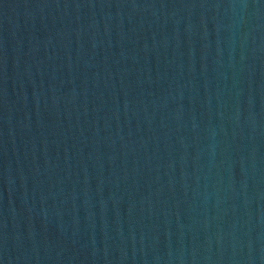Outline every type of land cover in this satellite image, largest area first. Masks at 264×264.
Segmentation results:
<instances>
[{"label":"water","instance_id":"water-1","mask_svg":"<svg viewBox=\"0 0 264 264\" xmlns=\"http://www.w3.org/2000/svg\"><path fill=\"white\" fill-rule=\"evenodd\" d=\"M0 264H264V0H0Z\"/></svg>","mask_w":264,"mask_h":264}]
</instances>
